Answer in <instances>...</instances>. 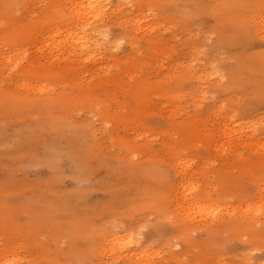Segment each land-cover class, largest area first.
Returning <instances> with one entry per match:
<instances>
[{"label": "rangeland", "instance_id": "rangeland-1", "mask_svg": "<svg viewBox=\"0 0 264 264\" xmlns=\"http://www.w3.org/2000/svg\"><path fill=\"white\" fill-rule=\"evenodd\" d=\"M73 1L0 0V264H264V0Z\"/></svg>", "mask_w": 264, "mask_h": 264}, {"label": "bare ground", "instance_id": "bare-ground-1", "mask_svg": "<svg viewBox=\"0 0 264 264\" xmlns=\"http://www.w3.org/2000/svg\"><path fill=\"white\" fill-rule=\"evenodd\" d=\"M102 0H80L79 2H74L73 5H71L70 9H72L78 20L80 22H83V25H92L93 23H95L101 16V14H105V8L104 5L101 2ZM260 23L261 26L264 30V16L261 17L260 19ZM259 23V24H260ZM262 30V31H263ZM81 49L82 50H90L92 48H94L92 45L93 43L90 41V39H85L83 41V43H81ZM96 47V46H95ZM186 211V210H184ZM119 240L118 237H116L115 239H113L112 241H114L113 243H111V245L108 247L109 249L113 248V252H114V247L116 243H120L117 242ZM128 242L131 243V241L129 240ZM129 246L126 242L124 244L118 246V248L120 247V250L124 249ZM116 248V249H118Z\"/></svg>", "mask_w": 264, "mask_h": 264}]
</instances>
